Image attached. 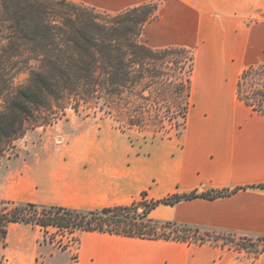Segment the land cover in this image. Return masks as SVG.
Instances as JSON below:
<instances>
[{"label":"crops","instance_id":"0c3cea01","mask_svg":"<svg viewBox=\"0 0 264 264\" xmlns=\"http://www.w3.org/2000/svg\"><path fill=\"white\" fill-rule=\"evenodd\" d=\"M119 12L155 1L143 34L194 54L191 105L177 136L137 143L111 117L37 127L4 155L0 199L90 211L172 194L235 192L157 205L160 221L264 234V114L238 97L245 68L264 63V0H73ZM125 8V9H122ZM111 120V121H110ZM66 247L42 226L11 222L0 264H264L206 244L77 230Z\"/></svg>","mask_w":264,"mask_h":264},{"label":"trees","instance_id":"16d2710c","mask_svg":"<svg viewBox=\"0 0 264 264\" xmlns=\"http://www.w3.org/2000/svg\"><path fill=\"white\" fill-rule=\"evenodd\" d=\"M157 15L155 1L109 13L73 0H0V165L28 128L52 124L68 107L79 112L87 105L122 130L137 128L153 138L170 129L180 133L191 105L194 54L183 46L154 47L142 40L146 24ZM253 73L264 75V67L242 73L238 97L264 114V90L242 92ZM19 74L26 79L16 84ZM233 192L175 193L154 201L144 196L90 211L0 199V240L11 222L24 221L45 230L54 226L193 243L188 233L205 228L154 219L152 209ZM225 232L264 240V234Z\"/></svg>","mask_w":264,"mask_h":264},{"label":"rangeland","instance_id":"374dc122","mask_svg":"<svg viewBox=\"0 0 264 264\" xmlns=\"http://www.w3.org/2000/svg\"><path fill=\"white\" fill-rule=\"evenodd\" d=\"M158 5H160L159 1H158ZM98 9L101 11L109 12V13H117V12L104 10L102 8H98ZM122 9H125V8H122ZM142 40L148 43L149 41L148 35L143 34ZM251 66H255L258 68L264 67V63L251 65ZM251 66L246 67L245 70L249 69ZM263 76L264 75H260L258 73L249 74V76L244 80V83L242 85V92L244 94H249L251 92L257 93L259 90L263 91L264 90V79H263L264 77ZM25 79H26V74H19L15 80V83L21 84L25 82ZM86 117L100 118L101 114L100 113L96 114V111L94 109L89 108L87 105H83L80 108L79 112H76L72 108L68 107L65 113L60 114V117L55 119L52 124H49L46 126H37V127H47L51 125L58 126V124H60L59 126H63L66 124L68 120H71V119L82 120L83 118H86ZM180 120L183 121V118H180ZM111 122L115 123L119 127L118 122H116L115 120ZM37 127L28 128L26 133H28V131L35 129ZM125 130L129 131L133 135L137 143H142L144 141L149 142V141L156 140L158 138L177 136L179 134L175 129H170V132L165 133L164 137L153 138L152 133L148 131H141L137 128H127ZM19 140L20 138L15 141V144ZM15 153H16V148L14 146L6 152V155L12 156ZM43 230H44L43 242H52L53 240L56 244H60V243L65 244V242H67L70 238V230L68 231L67 229H60L58 227L50 226L46 230L43 228ZM76 231L77 230H75V232ZM188 234H190L193 244H200V245L206 244L207 246L218 247L225 251L235 250L234 251L235 253L236 251H240V252H243L245 255H248L251 257H254L256 255L258 256L259 254H257L256 252L264 250V240L256 239L254 237H241L237 234L235 235V234L228 233L225 231L205 230V229H201V231L196 232V233L190 232ZM200 238H204L202 242H199V241L194 242L195 239L199 240ZM0 242L2 243V240H0ZM240 246H245L246 250L240 249L239 248ZM0 263H3L2 258H0Z\"/></svg>","mask_w":264,"mask_h":264},{"label":"built area","instance_id":"2783aa9c","mask_svg":"<svg viewBox=\"0 0 264 264\" xmlns=\"http://www.w3.org/2000/svg\"><path fill=\"white\" fill-rule=\"evenodd\" d=\"M69 231V230H68ZM77 241H78V238H77V235H76V232L75 231H70V238H69V240L67 241V242H65V244H67V246L68 245H70V244H72V243H77ZM54 241L52 240V243H53ZM55 243V242H54ZM58 245H60V246H63L64 245V243L62 244V243H60V244H58Z\"/></svg>","mask_w":264,"mask_h":264}]
</instances>
